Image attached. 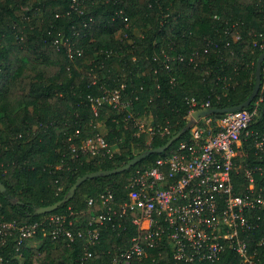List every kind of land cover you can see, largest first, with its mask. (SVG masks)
I'll return each instance as SVG.
<instances>
[{
    "label": "trees",
    "instance_id": "trees-1",
    "mask_svg": "<svg viewBox=\"0 0 264 264\" xmlns=\"http://www.w3.org/2000/svg\"><path fill=\"white\" fill-rule=\"evenodd\" d=\"M258 33L264 34V0H0V220L35 222L63 213L67 222L96 215L97 195L106 189L123 201L135 171L169 153L189 137V130L167 150L150 153L124 171L87 178L52 211L35 212L61 200L83 174L116 168L163 145L186 126L188 97L209 100V108L242 103L253 89L256 59L263 51L252 45ZM116 88L129 102L131 117L128 110L95 102ZM144 116L168 131H139L133 119ZM259 117L264 118V103ZM101 132L110 153L79 150L83 139ZM244 147L250 164L261 162L249 139ZM238 177L235 190L240 193L238 184L245 181ZM261 215V231L251 232L247 243L264 264V243H253L264 233V210ZM87 227L99 230L93 245L84 236L73 241L42 236L40 229L21 243L17 233L6 234L0 264H110L135 233L131 224L118 232L76 221L71 228ZM84 251L91 252L87 259ZM131 264L176 262L164 246L147 249ZM188 264L243 263L228 252L215 263Z\"/></svg>",
    "mask_w": 264,
    "mask_h": 264
},
{
    "label": "built area",
    "instance_id": "built-area-1",
    "mask_svg": "<svg viewBox=\"0 0 264 264\" xmlns=\"http://www.w3.org/2000/svg\"><path fill=\"white\" fill-rule=\"evenodd\" d=\"M206 40L212 42L210 38ZM252 45L264 51V34L258 33ZM207 52L206 47L204 53ZM259 75V88L250 104L220 113L217 118H212L213 113L195 118V111L209 108V100L198 102L188 97L189 137L179 141L166 155L157 157L151 165L137 169L126 183L123 201H117L108 189L99 192V213L86 216L87 225H109L116 232L127 224L135 227L128 247L118 248L110 264H131L132 258H140L147 249L164 246L171 250L176 264L215 263L228 252L243 264H259L255 248L249 249L247 237L251 232L260 233L264 210V118L259 117L260 105L264 103V58ZM95 102H107L119 110H128L127 117L132 116L131 106L121 99L118 88L105 90ZM92 109H96L94 104ZM133 120L138 130L147 134L168 131L166 127L155 128L150 124L144 128L136 117ZM253 123L256 126H252ZM248 139L261 162L250 164L247 161L244 143ZM69 147L76 157L79 154L76 144L71 143ZM79 150L99 155L110 153L100 133L83 139ZM238 176L245 181L244 186L238 184L240 193L235 190ZM93 204L91 197L88 205ZM74 222V218L66 222L63 213L44 215L35 222L0 220V241L6 234L15 232L21 243L39 229L42 236L53 239L63 237L73 241L84 236L88 245L99 239L98 228L74 231L71 228ZM42 224L50 228H40ZM253 243L255 246L263 244L264 233L256 236ZM90 255L91 252L84 251L82 258Z\"/></svg>",
    "mask_w": 264,
    "mask_h": 264
},
{
    "label": "water",
    "instance_id": "water-1",
    "mask_svg": "<svg viewBox=\"0 0 264 264\" xmlns=\"http://www.w3.org/2000/svg\"><path fill=\"white\" fill-rule=\"evenodd\" d=\"M264 58V51H262L257 59H256V65H255V82H254V86L253 89L250 93V95L240 104L235 105V106H230V107H225V108H205V109H200L197 110L193 113V116L195 118H198L201 115L204 114H211V113H223L226 111H233V110H237V109H241L243 107H246L250 104L251 100L254 98V96L256 95L258 88H259V83H260V75H259V69H260V64L261 61ZM191 126V121L187 122L186 126L181 128L180 130H178L175 134H173L163 145L158 146V147H153V148H149L146 150L141 151L140 153L136 154L133 158H131L128 162H126L125 164L118 166L116 168H112V169H108V170H97V171H93V172H89V173H85L82 176L78 177L75 182L70 186L69 190L67 191V193L65 194V196L57 201L54 204L48 205V206H42V207H37L35 212L38 214H42V213H46V212H50L53 209H55L61 202H65L67 201L74 193L75 188L85 179L87 178H91V177H95V176H101V175H109V174H113V173H118L121 171H124L126 169H128L129 167L135 165L138 161H140L142 158H144L145 156L149 155L150 153L156 152V153H161L165 150H167L171 144L178 139L181 134L186 131L189 127ZM0 189H4V187L0 184Z\"/></svg>",
    "mask_w": 264,
    "mask_h": 264
},
{
    "label": "rangeland",
    "instance_id": "rangeland-1",
    "mask_svg": "<svg viewBox=\"0 0 264 264\" xmlns=\"http://www.w3.org/2000/svg\"><path fill=\"white\" fill-rule=\"evenodd\" d=\"M136 120L138 121H141L144 128H147L148 125H149V117H143V118H136ZM98 127L99 129H102V126L98 123ZM102 132H104V130L102 129ZM102 132L100 134H102ZM74 220L77 222V223H85L86 222V216H83V215H78V216H75ZM33 245L36 244V242H32Z\"/></svg>",
    "mask_w": 264,
    "mask_h": 264
}]
</instances>
